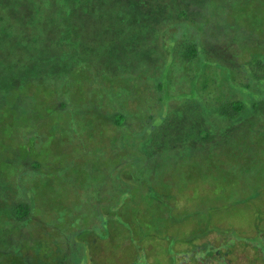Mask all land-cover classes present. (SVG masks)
<instances>
[{
    "label": "trees",
    "instance_id": "16d2710c",
    "mask_svg": "<svg viewBox=\"0 0 264 264\" xmlns=\"http://www.w3.org/2000/svg\"><path fill=\"white\" fill-rule=\"evenodd\" d=\"M230 9V0H0V110L6 103L14 111L13 116L16 115L17 108L6 98L28 85L36 87V81L46 82L56 91L54 110H67L71 104L63 96L59 99V80L77 84L71 78L85 75L90 80L89 93L98 101L97 95H105L101 100L110 105L105 108L109 124L119 132L124 128L129 130L124 137L135 142L134 148L124 145L123 158L111 164L116 166L111 169V184L95 197V225L80 229L74 226L61 237L66 241L62 240L63 243L69 244L65 248L69 264H107L123 259L129 260L125 264H262L263 229H258L250 242L255 245L252 254L248 246L232 254V244L227 242L225 248L218 237L235 233L236 229L222 227L220 223L204 232L211 237H193L190 248H174L163 255L154 247L149 254L144 244L149 235L151 238L152 233L158 232L161 238L169 240L170 234L164 228L171 225L170 212L178 205L179 196L176 191L173 201L174 193L168 190L171 187L161 180L165 195L163 199L158 196L160 200L156 202L154 194L149 206L142 203L144 192L136 191L144 180L137 176L138 169H148L151 174L146 181L153 184L148 179L153 180L158 170L178 160H186L190 171L203 170L202 158L212 159L215 166L218 156L230 159L235 154L264 150V143L258 141L264 134V40L257 28L239 22L236 27ZM211 19L225 25L224 28L207 32ZM236 32L242 37L238 38ZM130 35L135 37L129 38ZM106 36L107 44L103 40ZM123 39L126 42L120 44ZM102 45L110 51L111 61H119L115 67L123 61L119 60L122 56H128L129 68L117 71L114 78L108 76L106 54L98 56L104 53ZM131 52L140 54L141 58L131 59L134 56ZM139 67L146 71L141 76L152 80V84L146 89L149 105L145 104V120L138 126L131 122L133 117L120 100L123 88L118 81L122 79L131 86V81L139 78L133 75H139L136 70ZM151 71H155V78L148 74ZM75 72L78 74L73 76ZM177 82L183 87L181 91L172 89V84ZM77 88L80 90V85ZM98 101L92 103L104 108ZM156 107L157 111L162 107L163 113L158 114ZM134 132L143 139L138 137L136 142ZM22 147L23 151L20 146V149L15 147L21 153L22 159L19 157L18 161H25L22 172L38 169L40 163L30 160V151ZM157 148L161 152L158 164ZM3 149L6 151L7 146ZM18 186L20 192L14 189V199L0 202V264H29L28 256L40 250L27 241V226L35 214L26 192L29 189L24 182H18ZM191 195L194 202L197 195L193 191ZM256 197L252 195L250 199ZM132 201L145 206L144 213L136 210L138 216L145 215L149 207L158 210L159 223L148 224L142 216L132 226L125 222L126 230L122 233L117 224V220L122 224L118 213L125 203ZM103 205L110 206L108 214L102 212ZM114 219L116 225L111 229L108 224ZM154 226L157 232L152 231L156 229ZM99 227L109 232L105 229L97 233ZM13 232L20 235L14 244ZM62 241L59 237V247ZM60 251L59 248V264H67L61 260ZM255 255L256 261L249 263Z\"/></svg>",
    "mask_w": 264,
    "mask_h": 264
},
{
    "label": "rangeland",
    "instance_id": "374dc122",
    "mask_svg": "<svg viewBox=\"0 0 264 264\" xmlns=\"http://www.w3.org/2000/svg\"><path fill=\"white\" fill-rule=\"evenodd\" d=\"M230 1L231 17L236 20V27L241 23L252 29L257 28L258 35L264 40V0ZM224 26L217 23V20L211 19L207 32L219 31ZM236 33L239 35L238 37L236 34L238 38L242 37L239 32ZM137 35L141 37V33ZM134 37L135 35L132 38ZM103 40L107 44L108 36ZM125 42L126 40L123 39L120 44ZM102 46L104 53L98 56L103 57L106 54L104 58H107L105 69L108 76L114 78L117 71L129 68L128 56H122L119 60L123 61L115 67L119 61H111L112 58L108 54L110 51L107 52V47ZM84 55L91 56L86 53ZM135 57L141 58V55H134L131 59ZM136 70H139V75H133L139 78L132 80L131 86L126 85L122 79H119L118 83L123 88L120 100L128 107L133 117L131 122L139 126L145 120V104L149 105V93L146 89L150 88L152 80L147 81L144 79L145 76H141L143 71L146 72L145 69L139 67ZM76 74L78 73H72L73 76ZM148 74L155 78V71ZM98 78L101 79L99 76ZM71 79H76L80 90L75 81L59 80V99L63 96L69 105L71 104L67 110H54L56 91L48 83L38 81H36L38 83L36 87L28 85L21 91L10 93V98H6L10 99L11 105L17 108L16 115L13 116L14 111L6 103L0 110V202L15 198L14 189L20 192L18 182H24L29 189L26 192H29V199L33 203L35 214L34 220L27 226V241L28 243L30 241L35 249L40 248L32 256H28L29 264H59V248L61 249V260L69 264L70 257L66 253L68 249L66 245L69 244L63 243L64 240L61 237L66 236L65 234L69 233L74 226L76 229L92 226L97 216L93 202L95 197L100 196L102 191L106 190L104 188L111 184V169L116 167L111 164L123 158L126 144L133 148L135 146L134 140L128 141L127 137H124L129 130L124 128L123 132L121 130L119 132L116 127L109 124L110 117L105 108L110 105L101 100L105 99V95H97L102 105L104 104V108H101L98 103H92L98 100L89 93L90 80L86 79L85 75ZM170 79H173V75ZM172 89L181 91L183 87L177 82V84H172ZM108 93L110 94V87ZM6 96L1 97V101ZM161 109L162 107L157 111L156 107L158 114L163 113ZM25 127L28 129L27 133ZM133 134L137 137L136 142L138 137L140 140L143 139L137 132ZM24 135L27 136L26 139ZM258 141L264 143V134L258 137ZM21 143L24 144L21 145ZM13 145L18 148L20 146L21 149H19L22 151V146H24L25 150L30 151V160H36V163L38 161L41 166L36 170L32 169L23 173L22 170L26 168L25 161H18L21 153L15 151L17 148ZM6 146L5 151L3 148ZM152 151L153 144L150 146L148 156H153ZM157 153L156 164L160 163L159 157L161 156L158 148ZM195 156L200 157L197 153ZM127 158L130 159L128 156ZM202 159L200 162L203 170L192 171H190V166H187L186 160L175 161L158 170L153 180L148 179L154 182L153 184L146 181L149 178L148 174H151L148 169L142 171L138 169L137 176L144 178L141 184H138L140 189L136 190L144 192L142 203L149 206L154 194L156 202L160 200L158 196L163 199L162 195L165 193L160 187V180L171 187L168 190L174 193L173 201L176 191L179 196L178 205L170 212L171 225L164 228V230L167 229L168 235L170 234L169 240L161 238L154 226L153 228L156 229L152 231L157 234L152 233L153 236L151 235L150 238L149 235L146 238L149 240L144 242L149 254L154 251V247L156 252L160 251L163 255L174 248H190L193 237L197 239L211 237L212 235H206L204 232L210 226L217 227L218 223L222 227L232 226L236 229L235 233L227 232L219 235L218 239L223 247L227 248L226 243L228 242L232 244L230 245L232 254L244 248L242 246H248L246 248H250V253H253L252 248L255 245L252 246L250 242L255 239L258 229L264 230V222L261 221L264 219V150L260 148L253 153L235 154L230 159L218 156L215 159V166H212V159ZM191 190L197 195L194 202L191 199ZM252 195H257V197L250 199ZM137 199L135 197V201ZM137 209L142 213L146 210L145 206L136 205L133 201L123 205L121 212L118 213L122 224L117 220L122 233L126 230L123 227L126 225L125 222L132 226L134 220L142 216L148 224L152 221L159 223L158 210L155 211L149 207L145 215L138 216ZM101 210L104 214H108L110 206L103 205ZM127 210L130 212L125 214ZM115 225L116 220L114 219L108 227L111 226L112 229ZM105 229L99 227L96 230L99 233ZM105 231L109 232L108 229ZM59 237L61 241L63 240L60 247ZM11 238L14 244V240L20 238V235H15L13 232ZM151 240H154V243ZM171 260L170 257L167 261L170 263ZM253 261H256V255L249 259V263ZM127 262H129L128 259H123L120 262L107 261V264ZM261 263L264 264V258Z\"/></svg>",
    "mask_w": 264,
    "mask_h": 264
}]
</instances>
